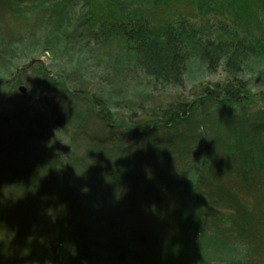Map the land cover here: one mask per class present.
I'll return each instance as SVG.
<instances>
[{
  "label": "trees",
  "instance_id": "obj_1",
  "mask_svg": "<svg viewBox=\"0 0 264 264\" xmlns=\"http://www.w3.org/2000/svg\"><path fill=\"white\" fill-rule=\"evenodd\" d=\"M100 1L48 0L52 3L48 4L46 0H0V59L6 62L14 52L13 46L27 35L41 37L49 46L46 51L59 54L64 46H70L64 43L72 39L70 35H75L78 46L96 43L97 49L91 55L98 53L97 57H101L102 53L107 59L120 62L112 65L105 61L106 68L117 75L114 78L105 73V85L116 89L118 84L125 83V91L115 92L120 95L126 93L132 78L139 79L137 84L145 85L154 94L138 107L145 112L147 105L153 106L159 109L158 114L143 119L133 108L128 116H118L120 120L109 118L108 106L114 105L113 91H95L91 84L81 85L71 77L82 58L64 68L68 80H59L55 74L41 77L39 85L32 89L33 96L39 103L50 95L60 96L67 105L59 119L68 123L75 114H84L83 121L91 115L99 121L97 126L88 130L84 124L77 125L76 131L82 136L88 134L100 148L108 147L133 158L144 157L147 162L138 163L123 175L111 155L99 165L94 156L92 159L72 152L70 160L76 158L83 173L73 170L67 174L52 135L39 136L40 128L33 125L21 130L16 145H11V151L5 154L7 159L0 163V264H114L115 259L108 257L111 254L118 256V262L136 254L135 264H190L177 255L182 252L179 244H173L175 236L176 240L183 233L187 237L189 230L200 234L201 240L209 230L225 242L244 245L246 256L229 264H264V151H260L259 157L254 144L246 145L248 141L242 138L248 131L249 135L252 131H264V120L252 124L243 136L239 133L242 143L225 146L223 155L216 153L215 148L212 151L205 130L194 126L213 114L214 109L233 110L238 102L254 95V88L244 75L247 68L244 62L237 61L247 56L245 53L251 54L254 46H262L260 37L264 33L249 28V22L237 17L232 22L227 20L222 31L213 32L214 36L203 42L186 35L197 37L201 30L216 27H205L206 17L196 19V12L187 9L186 2L179 8L183 14H179L180 21L161 18V14H150L146 9L143 17L131 11L124 19L112 18L113 22H109L110 14H118L122 3H117L119 7L113 11L102 8ZM77 2L89 10L73 17L75 24H71V30L60 26L58 22L68 19L67 13L76 10ZM253 3L264 8V0H245L243 6ZM43 4L46 6H39ZM240 22H244L245 34L236 28L241 27ZM49 27L57 31L53 30L48 38L45 31L51 32ZM189 44L196 49L195 54H191ZM193 57L213 74L224 68L227 76L222 82H201L200 92L187 97L179 90L186 85ZM95 63L96 72L101 73L104 61ZM99 107L103 110L97 111ZM193 128L199 130V136L192 132ZM7 131L0 135L1 146ZM12 137L17 135L13 133ZM182 158L191 160L187 168H179ZM104 170L111 174L109 181ZM190 174L197 179L195 183L192 179L195 186L189 181ZM120 186L122 190L116 194ZM176 191L186 194L182 205L174 211H164L163 203ZM145 212L157 213L146 229L141 223L125 229L118 220L119 215L124 218L130 213L142 220ZM72 219L79 226L76 238L81 247L64 263L62 250L68 246L64 231ZM200 252L203 253L199 250V255ZM199 264L209 263L199 260Z\"/></svg>",
  "mask_w": 264,
  "mask_h": 264
},
{
  "label": "rangeland",
  "instance_id": "obj_2",
  "mask_svg": "<svg viewBox=\"0 0 264 264\" xmlns=\"http://www.w3.org/2000/svg\"><path fill=\"white\" fill-rule=\"evenodd\" d=\"M46 2L48 4L51 3L48 2V0H46ZM182 2H186L185 6L186 8L188 7L187 9H193L192 11L196 12L193 13V15L197 17L196 19H201L202 17L204 18V16L206 17V20L208 21H206L205 27H216L213 30H201L202 32H200L197 37L196 34L186 35L188 39L197 38L205 42L206 39H210L212 38V36H214L212 34L213 32L215 33L218 30L222 31V29H224V25L227 26V20L229 22H232V20H235L237 17H239L240 20L243 19L249 22V28H257L262 30V34L264 33V8L261 5L257 6L254 3L251 4L250 7L243 6L245 0H122L119 2H117V0L100 1V3L102 4V8L103 6H105L109 7L112 10L114 7H119L117 6V3L119 5H121L122 3V6H120L119 8L120 10L117 8V11L119 10V15L116 12H112L109 17V22H113L111 20L112 18L113 20L124 19L125 14L130 13L131 11H133V15L143 17L142 13H144L146 9L150 14H153L155 12L161 14V16H163L161 18H173L175 20L177 19V21H180L182 18L181 16H179V14H181V10L179 8L181 5H183ZM76 4V10L73 11V9H70L69 13H67L68 19L63 18L62 20H60V23L58 22L60 26H66V29L71 30V24H75V22L72 21L75 20V18L73 19V17L78 16L79 14L82 15L84 14V12L89 10L82 2H77ZM39 6L44 7L46 5L43 4ZM175 6L176 9L174 10ZM229 24L232 25V23ZM243 24L241 23V27L237 26L236 28L240 30V33L243 32V34H245L246 30H242ZM55 29L56 28H50L51 32L49 31V29L45 31L48 38L54 33L53 30ZM248 32L251 31L248 30ZM72 33L74 32H71V34ZM74 36L75 35H70L69 37H71L72 39L70 41H64V43H70V46H64V51L59 54L52 51H46L49 46L45 44L44 41H42L41 37H29L27 35L25 38H23L13 46L15 53L13 52L12 55H8V59L6 62L0 59V135H5L7 131L6 129L9 130V132L7 131L5 144L3 146H1V144L3 143H1L0 141V163L7 159L5 154L11 151V145L13 143L16 145L19 136L18 134H21V130L27 129L26 127H30V125H33L34 127L37 126L40 128L38 130L39 136H48L49 134L50 136L52 135L55 138L58 144V158L61 161V164L64 165L65 172L67 174L72 173L73 170L74 173L77 172L80 175H82L81 173H83V171H80L81 169H79V166L76 163V158H72L70 160L71 155L74 154L72 152H77L79 154H84L92 159H94L93 156L96 157V159L98 160L96 161L99 165L101 163H104V157H107V155H111L110 159L117 163L119 172L123 173L124 175L126 171L131 170V168H133L135 165L138 166V163L147 161L143 159L144 157L133 158V156L128 154L122 155L119 152H113V149L108 147L100 148V146L96 145L92 140H90L88 134L85 135V133L82 136L80 134V131H76L77 125L84 124L85 128L90 130L94 129L99 123V121H97V119L95 117H92L91 115H86L87 119H85L84 121V114H78L79 116H76L75 114L71 118L72 121L69 120L68 123L65 119H59L61 118L59 117V113H61L62 109L66 111V109H64V105H67V103L63 101L60 96H57L55 94L50 95V97L46 98L45 102L43 101L40 103L38 99H35V97L33 96L32 89L36 88L39 85L41 77L46 76V74H55V77L59 80H68V77L65 76L64 68H66V66H72L73 63H79V61H81V58L83 59V61L81 62L82 64L77 66L71 75L74 81L78 82L81 85L84 83L91 84L93 90L95 91H103L105 89L106 92L113 91V94H115V92L121 93L122 91H125V83L118 84L117 87H115L116 89H114L112 86H106L104 83V76H106L105 73H107V75L110 74L114 78H117L114 70L106 68V62L111 61L109 63L112 65H116L120 62H113L112 58L107 59L108 57H104L102 53V58L97 57L98 53H96L97 55L94 53L93 55H91V52L94 49H97V46L95 45L96 43L84 42L78 46V44L76 43L77 40L76 38H74ZM262 36L260 37V39L263 40L262 46H254V51L250 50L249 48L251 54L245 53L247 56H243L241 61L239 60L240 62L237 61L239 64L244 62V66H246L247 68V72H245L244 75L246 76V79L251 82L254 88V95L249 96L246 100H241L240 102H238L237 107H234V109L236 110L227 109L228 107L223 110L214 109L215 111L213 112V114L209 115L206 118H201L199 124H194V126L200 125V131L205 130L207 139L211 143L210 149L214 151L213 149L215 148L216 153H220L223 155L224 152L222 151V149L225 146H237L238 144L242 143L241 137L243 136V132L246 129H252V124H255V122H258V120H264V92L262 93V91H264V37ZM71 42H75L76 44L72 46ZM189 45L190 51H193L191 54H195L196 49L191 46L192 44ZM75 50L79 51L74 52ZM103 61V67L100 69L101 73L96 72L95 62L98 63ZM226 76L227 73L224 68L213 74L212 72H210V70H208L207 66L203 64V62H201V60L193 57L190 61L188 74L186 76V85L179 90V93L185 94L187 97H191L194 94L197 95L200 92L199 86L201 82H222L226 79ZM122 77H125V73L122 75ZM137 80L139 79L132 78L130 80L131 83L130 85L128 84L126 93L123 92L120 95L115 94V96L113 97L114 105L110 104V106H108V109L110 111L109 118H117L118 120H120V116H128L129 114H131L130 112L133 110V108H137L138 117H141L143 119L158 114L157 112H159V109H153V106L147 105L144 109L145 112L142 111L143 109L140 110V108L138 107L141 105L143 100L146 101L145 98L153 97L154 92H151V89L145 87V85H138ZM22 87L26 89L25 92L21 91ZM154 96L157 97V95ZM41 106L43 107V111ZM96 110L100 111L101 108L99 107ZM146 110L150 111L146 112ZM80 111L82 112V110ZM202 122L203 124L201 125ZM3 129L6 130L5 133H2L3 131L1 130ZM192 132L194 134L197 133L199 136V130L193 128ZM13 133L17 135V137H12ZM239 133L242 136L238 135ZM242 138L244 141H248L247 143L245 142L246 145L250 143L254 144V147L256 149L255 152L258 153V156L261 154L260 151H264L263 130H261V132L258 131V133L257 131H254V133L252 131L250 135L248 131L244 133V136ZM36 140L37 139H34L33 141ZM184 142L189 143V141L187 140ZM123 143V145H125V142ZM106 159L107 158H105V160ZM190 161L191 160H188L187 158H182L179 168L184 169V166L187 168V165ZM103 174L105 176V179L109 181V177L111 174L107 172V170H104ZM189 179V181L192 182V185L193 181L195 183V180H197L195 179L194 174H190ZM193 186H195V184ZM121 190V186L120 189H118L117 187L116 194H119ZM122 192L123 194L125 193V183ZM185 197L186 194L179 193L177 191L172 195L170 194L168 199L163 203L162 207L165 208L164 211H174L178 209L177 207L182 205ZM70 211L69 215H71ZM155 215H157V213L155 214V212H145L141 220L134 213H130L126 214L124 218L119 215L118 220L119 222H122L124 224L125 229L129 228V226L130 228L138 227L136 226L137 223H141L146 229L147 224H149L150 222L153 223V218L156 219ZM72 220L73 222L71 221V224H67L64 231V233L67 235L68 244V246L64 248V250H62L61 260L64 263H67L69 260H71V255L74 256L76 251L79 249V246L81 247L80 242L76 238V235L79 233V226L76 219ZM183 234H181V237H178L177 240L175 236V242L173 244H179V247L182 248V252L179 251L177 255L182 257L184 260H189L190 264H199V260H202L206 263L208 262L209 264H229L231 260L244 258L248 252L247 248L244 245L236 242H225L218 237H214V235H212L209 230L206 231V235L203 237V240L200 239V234L194 233V230H189L187 237L183 236ZM161 242H159V245L161 244ZM199 250L203 251V253L200 252V255L198 253ZM204 250L206 252H204ZM108 257H113L115 259L114 264H135L137 255H133L123 262L117 261V259L119 258L116 254L108 255ZM146 263H149V261L145 262L144 264Z\"/></svg>",
  "mask_w": 264,
  "mask_h": 264
},
{
  "label": "water",
  "instance_id": "obj_3",
  "mask_svg": "<svg viewBox=\"0 0 264 264\" xmlns=\"http://www.w3.org/2000/svg\"><path fill=\"white\" fill-rule=\"evenodd\" d=\"M21 91H22V92H25V91H26V89H25L24 87H22V88H21Z\"/></svg>",
  "mask_w": 264,
  "mask_h": 264
}]
</instances>
